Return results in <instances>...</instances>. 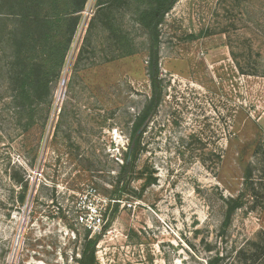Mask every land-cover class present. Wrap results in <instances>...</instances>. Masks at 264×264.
<instances>
[{
	"label": "rangeland",
	"instance_id": "obj_1",
	"mask_svg": "<svg viewBox=\"0 0 264 264\" xmlns=\"http://www.w3.org/2000/svg\"><path fill=\"white\" fill-rule=\"evenodd\" d=\"M129 2L110 15L133 54L121 56L95 20L77 58L98 8L87 0L29 128L8 104L0 62V264H78L86 234L110 217L98 264H264V250L252 256L264 248V0H177L165 14L162 98L115 209L117 169L151 95ZM12 176L27 183L22 203ZM229 197L244 204L225 224Z\"/></svg>",
	"mask_w": 264,
	"mask_h": 264
},
{
	"label": "trees",
	"instance_id": "obj_2",
	"mask_svg": "<svg viewBox=\"0 0 264 264\" xmlns=\"http://www.w3.org/2000/svg\"><path fill=\"white\" fill-rule=\"evenodd\" d=\"M133 7L135 22L147 37V75L150 81L151 95L143 109L132 122L129 143L117 169L113 182V206L124 194L135 172V160L140 151V136L144 125L156 111L162 98V84L159 78V26L165 14L177 0H96L95 14L87 24L86 32L78 49L77 58L85 50L89 33L97 20L108 32L110 40L121 50V56L131 55L127 35L115 23L111 14L113 6ZM87 0H0V62L3 68L4 89L8 94V104L17 119L26 121V128L32 126L35 117L49 105L52 84L58 78L64 65L70 44L79 24L80 13ZM41 114L39 115L40 119ZM46 119L42 122L45 125ZM256 153H262V144L258 139ZM22 193L19 201L25 198L27 183L22 180ZM253 189V195H257ZM241 198L229 197L225 200L224 223L230 221L236 209L243 207ZM113 217L102 228L106 230ZM99 233L88 238L81 249L78 264H98L95 247L101 237ZM252 256H258L264 248L254 245Z\"/></svg>",
	"mask_w": 264,
	"mask_h": 264
},
{
	"label": "built area",
	"instance_id": "obj_3",
	"mask_svg": "<svg viewBox=\"0 0 264 264\" xmlns=\"http://www.w3.org/2000/svg\"><path fill=\"white\" fill-rule=\"evenodd\" d=\"M80 218H82V217H80ZM83 219V218H82Z\"/></svg>",
	"mask_w": 264,
	"mask_h": 264
},
{
	"label": "water",
	"instance_id": "obj_4",
	"mask_svg": "<svg viewBox=\"0 0 264 264\" xmlns=\"http://www.w3.org/2000/svg\"><path fill=\"white\" fill-rule=\"evenodd\" d=\"M64 82V81H63Z\"/></svg>",
	"mask_w": 264,
	"mask_h": 264
}]
</instances>
